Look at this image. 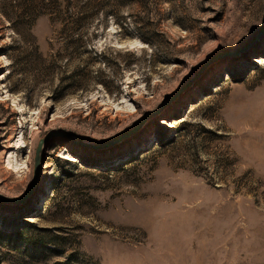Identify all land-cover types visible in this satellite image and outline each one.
<instances>
[{
	"label": "rangeland",
	"instance_id": "obj_1",
	"mask_svg": "<svg viewBox=\"0 0 264 264\" xmlns=\"http://www.w3.org/2000/svg\"><path fill=\"white\" fill-rule=\"evenodd\" d=\"M69 2L0 0V192L75 135L46 141L28 201L0 200V264H264V32L185 88L264 28V0ZM53 11L97 13L91 46H64Z\"/></svg>",
	"mask_w": 264,
	"mask_h": 264
},
{
	"label": "trees",
	"instance_id": "obj_2",
	"mask_svg": "<svg viewBox=\"0 0 264 264\" xmlns=\"http://www.w3.org/2000/svg\"><path fill=\"white\" fill-rule=\"evenodd\" d=\"M69 4H73L72 0L71 2H69ZM172 8L174 10L178 9V4H173L172 2ZM48 15L52 27L56 28L55 31L57 32V34H60V40H62L64 46H71L76 43L79 46L86 44L88 46H91L89 40L92 39V33L90 30L95 26L96 20H98L97 13H89L85 11H53ZM37 16L38 15H36L35 17ZM7 17L8 19H10V21L13 22V24L16 22V20L12 18V16L7 15ZM52 45L53 44L50 42V48H52ZM35 52L37 53V58L41 64H44L45 62L47 64L48 62H52L54 59H63L64 57H66V54H56L51 51L43 53L38 45L35 46Z\"/></svg>",
	"mask_w": 264,
	"mask_h": 264
},
{
	"label": "water",
	"instance_id": "obj_3",
	"mask_svg": "<svg viewBox=\"0 0 264 264\" xmlns=\"http://www.w3.org/2000/svg\"><path fill=\"white\" fill-rule=\"evenodd\" d=\"M264 32V28L255 36V38L244 48L237 50V51H229V52H224V53H217L215 55H213L211 58H209L203 65V67L199 70L198 74L196 77L192 78L185 86L188 87L189 85H191L194 80L198 79L199 75L202 74V72L213 62L219 60L220 58L223 57H228V56H233L236 55L244 50H247L248 48H250L258 39L259 37L263 34ZM180 94V92H177L175 95L171 96L167 102H170L172 100H174L178 95ZM147 118L142 119L136 126H134L133 128H131L130 130L126 131L125 133L113 137L109 140H106L104 142L101 143H90L87 142L81 138H78V143L84 147L90 148V149H94V150H104V149H108L110 147H113L115 145H117L120 141L129 138L130 136H132L134 133H136L137 131H139V129L144 125V123L146 122ZM54 135H65L67 137H69L70 139H73L75 137L74 134L71 133H66V132H49L46 137L42 140H40L37 150H36V157H35V167H34V173H33V179L32 182L29 186V188L27 189V191L25 192V194H23L22 196L19 197H10L7 196L3 193L0 192V200L2 202L8 203V204H23L26 201H28V199L33 195L37 183H38V179H39V175H40V171H41V152L43 150V146L46 143V141H48L52 136Z\"/></svg>",
	"mask_w": 264,
	"mask_h": 264
},
{
	"label": "bare ground",
	"instance_id": "obj_4",
	"mask_svg": "<svg viewBox=\"0 0 264 264\" xmlns=\"http://www.w3.org/2000/svg\"><path fill=\"white\" fill-rule=\"evenodd\" d=\"M167 123V121L166 120H164V119H162V124H166ZM22 146L20 145V146H18V148L20 149ZM13 154V153H12ZM12 154L10 155V157L12 156ZM13 160V159H12ZM8 165H9V167L10 168H12V167H14L13 166V164H12V162L10 161V159H9V161H8ZM16 168V167H15Z\"/></svg>",
	"mask_w": 264,
	"mask_h": 264
}]
</instances>
